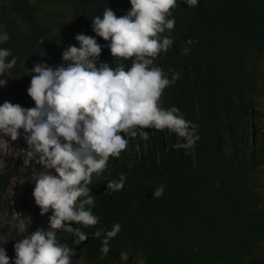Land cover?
Here are the masks:
<instances>
[{
    "label": "trees",
    "instance_id": "1",
    "mask_svg": "<svg viewBox=\"0 0 264 264\" xmlns=\"http://www.w3.org/2000/svg\"><path fill=\"white\" fill-rule=\"evenodd\" d=\"M107 7L117 17L131 9L130 0H0V32L9 36L0 49H10L7 59L17 60L7 71L11 88L30 82L36 63H63L62 52L79 46L74 37L81 33L97 40L99 61L114 67L109 42L91 29ZM171 12L175 27L161 37L170 35L174 43L153 66L169 80L173 72L180 75L164 89L160 106L178 108L200 139L191 149L176 150L178 137L168 129H142L147 140L122 133L126 150L89 184L98 224L72 225L88 240L77 245L71 233L57 232L61 244L76 250L73 264H264V113L258 109L264 97V0H198L194 7L177 0ZM124 63L131 66V60ZM121 175L123 189L107 190ZM24 177L28 172L16 163L4 164L0 195ZM161 184L164 194L153 198ZM22 203L29 214H40L34 199ZM116 223L121 230L102 258L104 237L93 233ZM35 231L0 221V247L14 261L13 245ZM122 252L127 261L120 260Z\"/></svg>",
    "mask_w": 264,
    "mask_h": 264
},
{
    "label": "clouds",
    "instance_id": "2",
    "mask_svg": "<svg viewBox=\"0 0 264 264\" xmlns=\"http://www.w3.org/2000/svg\"><path fill=\"white\" fill-rule=\"evenodd\" d=\"M189 7L198 0H184ZM131 9L117 17L107 7L102 18L91 23L95 36L109 42L108 48L117 61L115 66L100 62L102 47L94 37L77 34L79 46L70 45L62 52L59 66L36 63L27 94L35 107L25 109L5 101L0 105V135L16 141L23 129L27 150H19L26 160L40 165L34 182L33 198L40 215L51 212L47 229L37 228L13 245L14 261L0 247V264H73L76 250L57 240V232L71 233L74 244L88 240V234L73 224L95 227L99 218L92 213L94 197L89 184L93 175H101L110 158H118L127 148L125 135L148 139L146 128L168 129L178 137L174 149H191L200 136L197 126L187 121L176 107L160 106L163 91L171 80L163 69L153 66L155 58L173 45L171 36L161 37L175 27L169 19L177 0H130ZM0 32V43L7 42ZM192 40L186 41L191 45ZM184 54L190 48L183 49ZM10 49H0V76L12 69L17 60ZM131 60L128 67L124 61ZM7 80L0 79V87ZM125 134V135H122ZM183 141V142H181ZM126 177L107 183V190L120 191ZM158 186L153 198L164 194ZM116 223L111 230L97 229L93 236L101 241L100 252L106 256L110 241L120 232ZM26 231V228H21ZM128 254L120 253L127 261Z\"/></svg>",
    "mask_w": 264,
    "mask_h": 264
},
{
    "label": "rangeland",
    "instance_id": "3",
    "mask_svg": "<svg viewBox=\"0 0 264 264\" xmlns=\"http://www.w3.org/2000/svg\"><path fill=\"white\" fill-rule=\"evenodd\" d=\"M4 75L0 76V79L7 80V84L0 87V105L8 101L14 105L19 104L25 109L35 107L34 102L27 94L30 82L18 90H13L8 73L6 72ZM258 109L261 113H264V97L259 98ZM24 135L23 129L20 130V137L16 141H12L10 137L0 135V168L4 164L11 166L16 163L21 170L28 172V179L25 177L16 178L7 191L0 195V221L8 220L20 230L26 228V231L31 233L33 229L41 228L46 222L49 223V217L52 213L49 212V216H41L36 213L29 214L30 210L23 206L22 199L24 197L29 204L34 199L33 189L30 190L29 187L35 186L34 180L38 172L42 171L40 165L35 164L34 161L26 160V157L19 153V150H27L28 148ZM8 205L11 212L7 208ZM76 264L82 263L76 262Z\"/></svg>",
    "mask_w": 264,
    "mask_h": 264
}]
</instances>
